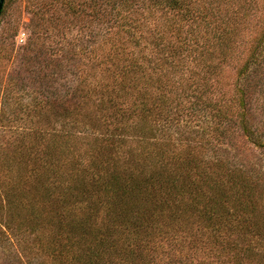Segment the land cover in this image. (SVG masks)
Here are the masks:
<instances>
[{
    "label": "trees",
    "instance_id": "trees-1",
    "mask_svg": "<svg viewBox=\"0 0 264 264\" xmlns=\"http://www.w3.org/2000/svg\"><path fill=\"white\" fill-rule=\"evenodd\" d=\"M56 1L93 31L31 54L73 83L13 137L24 264H264V0Z\"/></svg>",
    "mask_w": 264,
    "mask_h": 264
},
{
    "label": "rangeland",
    "instance_id": "rangeland-1",
    "mask_svg": "<svg viewBox=\"0 0 264 264\" xmlns=\"http://www.w3.org/2000/svg\"><path fill=\"white\" fill-rule=\"evenodd\" d=\"M38 12L43 13V16L38 15L42 22L39 29L35 30L30 23ZM88 23L85 16L79 18L56 0H5L0 16V153L6 152V161H2L0 156V264H24L27 259L21 237L16 238L3 223L7 212L5 191L9 189L14 174L10 161L13 137L27 130L33 124L32 121L41 118L38 113L30 110L34 103L43 100L47 88L53 92L54 87L73 83L72 73L68 72L57 79L50 65L52 61L49 63L39 53H36L38 57L31 54L45 44L49 46L52 56L57 54L59 57L61 50L58 51V48L63 45L72 50L71 44L75 43L85 52V45L93 31ZM83 60L88 62L86 55ZM239 65L236 61L229 65L230 75L233 72L234 78L237 77ZM49 72L50 75L45 78ZM261 87H264L263 82ZM258 98L259 105H264V91ZM262 118L264 115L260 114L257 120ZM253 153L262 157V152L254 147ZM172 252H175L177 258L185 255L176 247ZM41 261L42 264H55L48 257H41ZM166 262V258L165 261L162 258L160 264Z\"/></svg>",
    "mask_w": 264,
    "mask_h": 264
},
{
    "label": "water",
    "instance_id": "water-1",
    "mask_svg": "<svg viewBox=\"0 0 264 264\" xmlns=\"http://www.w3.org/2000/svg\"><path fill=\"white\" fill-rule=\"evenodd\" d=\"M4 3H5V0H0V16L2 14V10H3V7H4Z\"/></svg>",
    "mask_w": 264,
    "mask_h": 264
}]
</instances>
